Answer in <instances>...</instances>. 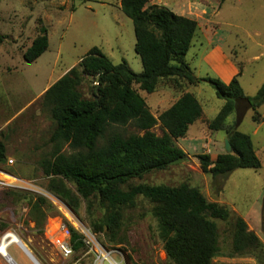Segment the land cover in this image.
Instances as JSON below:
<instances>
[{"label": "rangeland", "instance_id": "374dc122", "mask_svg": "<svg viewBox=\"0 0 264 264\" xmlns=\"http://www.w3.org/2000/svg\"><path fill=\"white\" fill-rule=\"evenodd\" d=\"M115 2L0 0V34L3 35L0 125L14 114L0 129V140L6 147L5 161L0 164V237L9 232L16 235L39 264H85L98 260L94 248L90 251L84 244L77 250L73 248L71 256L63 257L53 242L60 222L75 229L81 238V230L90 231L117 264H172L158 237L157 221L152 215L154 202L138 195L131 204L121 207L114 228L103 224L95 229L94 224L101 223L108 214L105 204L95 195L84 199L78 195L74 184L66 181L76 197L70 205L48 189L50 178L39 165V161L51 153L49 136L55 126L39 94L46 85L76 65L92 47L99 48L114 63L125 61L135 72L142 69L134 50L132 21ZM190 4L206 9L207 14L195 15L198 9L190 12ZM167 6L177 14L185 13L197 19L192 45L185 55L194 74L217 76L200 55L203 51L213 52L214 47L222 43L241 69L239 82L244 93L254 95L264 81V0H170ZM41 26L47 29V49L36 60L28 62L23 52ZM93 80L83 76L78 85L83 98H92ZM185 91L196 96L201 114L188 126L184 136L173 139L185 152L184 159L164 169L149 171L141 178H133L129 184L196 187L207 201L229 211L224 219L211 218L217 226L218 240V251L211 263L264 264V103L255 110L246 109L235 127L250 135L261 166L236 168L226 176H212L202 170L199 155H208L213 161L219 153L225 152L226 128L239 117L242 108L226 117L223 129L212 130L208 123L223 100L208 83L190 85L175 78H164L150 93L138 90L155 117ZM254 115L258 120H253ZM150 130L157 135L163 132L159 122ZM121 132L127 135L143 131L128 124ZM37 197L45 199V204H40L45 213L42 221L41 213L32 212L29 205ZM237 218L245 222L246 231H251L258 240L235 251L233 238ZM56 236H60L59 233ZM7 253L17 264H35L16 243L7 248ZM0 264L10 263L0 254ZM101 264L110 263L104 259Z\"/></svg>", "mask_w": 264, "mask_h": 264}, {"label": "trees", "instance_id": "16d2710c", "mask_svg": "<svg viewBox=\"0 0 264 264\" xmlns=\"http://www.w3.org/2000/svg\"><path fill=\"white\" fill-rule=\"evenodd\" d=\"M119 7L132 21L134 50L140 58L141 71H133L125 61L114 63L99 48L92 47L54 81L41 95V103L48 108L55 126L49 136L51 153L39 165L50 178L48 189L70 205L76 197L66 181L73 183L84 199L95 195L105 204L108 214L101 223L94 224L95 229L103 224L114 228L121 207L142 195L154 202L152 215L157 221L158 237L172 264H212L218 240L217 226L211 218H226L229 211L224 206L207 201L196 187L186 184H129L133 178L184 159L185 152L173 139L185 135L188 126L200 116L201 105L194 94L185 91L155 117L138 90L150 93L164 78L190 85L208 83L223 100L208 123L212 130L223 129L226 117L242 108L239 117L226 128L232 152L219 153L213 161L208 155H199L202 170L212 176H226L236 168L261 166L250 135L235 127L246 109L255 110L264 103V81L254 95L248 96L239 82L240 68L228 82L218 76L195 75L185 59L197 29L195 19L150 0H120ZM2 38L0 34V42ZM47 46V29L41 26L23 58L34 61ZM83 76L94 79L92 98H83L78 89ZM253 120L258 116L254 115ZM157 122L163 129L161 135L150 130ZM128 124L143 132L125 135L121 128ZM5 158L6 147L0 140V164ZM40 204H45L43 197L29 203L32 212L41 213L42 221L45 213ZM69 230L72 247L77 250L83 242L75 229ZM257 240L251 231H246L245 222L237 218L234 250Z\"/></svg>", "mask_w": 264, "mask_h": 264}, {"label": "built area", "instance_id": "2783aa9c", "mask_svg": "<svg viewBox=\"0 0 264 264\" xmlns=\"http://www.w3.org/2000/svg\"><path fill=\"white\" fill-rule=\"evenodd\" d=\"M83 237L81 238L82 242L84 245H86L88 248H90V251H93L92 249L94 248L93 252H96L98 255V260L97 261H93V262H87L85 264H101L102 260L107 259L108 262L110 264H117L116 261H114V259L110 256V252H106L105 249L102 248V246H100V244L98 242H96L94 235L88 231V230H81ZM57 233H59L60 236H56ZM56 235L53 239V242L55 243L58 251L60 252V254L63 257H69L73 254V247H72V243L70 241V230L69 228L63 224V223H59L56 229ZM53 236H51L52 239ZM12 243H16L17 241H12L10 239V235L9 233H5L0 237V254L6 258V260L10 263V264H17L14 262V260L11 258V256L7 253V248L12 244ZM17 245H20V243H18ZM5 247L6 249V254L2 253L1 251V247ZM22 248V247H21Z\"/></svg>", "mask_w": 264, "mask_h": 264}, {"label": "crops", "instance_id": "0c3cea01", "mask_svg": "<svg viewBox=\"0 0 264 264\" xmlns=\"http://www.w3.org/2000/svg\"><path fill=\"white\" fill-rule=\"evenodd\" d=\"M119 2L120 0H116V6L119 7ZM150 3H155L158 5H164L166 7H168L167 5L170 4V0H150ZM168 3V4H167ZM196 6L190 4V6L188 7L190 12L194 11V9H198L195 8ZM120 8V7H119ZM122 12V11H121ZM197 12V13H195ZM181 15L187 16L189 18H193L195 20L196 17L190 16L188 14L185 13H180ZM195 15H203V14H207L206 9H198L197 11H194ZM101 51V50H100ZM212 50L209 51H203L202 54L200 55L201 60L206 63L208 65V67L224 82H228L239 70L238 66L233 62V60L229 57V54L223 49L222 43L217 44L214 47V51L211 52ZM102 52V51H101ZM212 54V55H211ZM80 61V60H79ZM78 61V62H79ZM77 62V63H78ZM76 63V64H77ZM71 68V67H70ZM69 69V68H68ZM65 73V72H64ZM60 77V76H59ZM58 77V78H59ZM57 78V79H58ZM56 81V80H55ZM46 85L40 92L39 94H42L49 86ZM38 94V95H39ZM14 114L10 115L9 117L6 118L5 122L3 125H0V129L6 125L11 118L13 117ZM30 257V256H29ZM31 258V257H30ZM32 259V258H31ZM35 263V262H34ZM36 264V263H35Z\"/></svg>", "mask_w": 264, "mask_h": 264}, {"label": "bare ground", "instance_id": "6f19581e", "mask_svg": "<svg viewBox=\"0 0 264 264\" xmlns=\"http://www.w3.org/2000/svg\"><path fill=\"white\" fill-rule=\"evenodd\" d=\"M9 235H10V239H11L12 241H15V242L17 241V244L20 243L21 246H23L22 248L25 250V252H26L27 254L31 255L30 252L28 251V249L26 248L25 244H24L21 240H19L18 237H17L16 235H14L13 233H10V232H9ZM1 251H2V253L6 254V249H5V247L2 246V247H1Z\"/></svg>", "mask_w": 264, "mask_h": 264}, {"label": "water", "instance_id": "95a60500", "mask_svg": "<svg viewBox=\"0 0 264 264\" xmlns=\"http://www.w3.org/2000/svg\"><path fill=\"white\" fill-rule=\"evenodd\" d=\"M224 149H225V152H232V147H231V145H230L228 139H225V141H224ZM20 245H21V244H20ZM21 247H23V246H21ZM22 249H23V248H22ZM24 251H25V250H24ZM30 257L32 258V260H33L36 264H39V263L37 262V260H36L32 255H30Z\"/></svg>", "mask_w": 264, "mask_h": 264}]
</instances>
